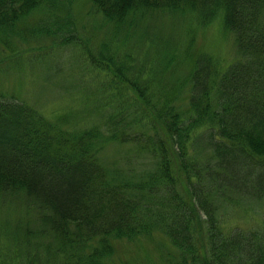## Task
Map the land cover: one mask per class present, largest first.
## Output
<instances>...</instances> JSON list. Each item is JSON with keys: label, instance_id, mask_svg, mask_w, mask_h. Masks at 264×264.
<instances>
[{"label": "trees", "instance_id": "1", "mask_svg": "<svg viewBox=\"0 0 264 264\" xmlns=\"http://www.w3.org/2000/svg\"><path fill=\"white\" fill-rule=\"evenodd\" d=\"M89 2L108 27L94 62L112 73L115 99L87 102L76 114L86 121L75 127L0 91V203L28 214L14 230L0 229L5 248L22 254L19 261L5 254L0 264H111L115 241L154 233L167 241L163 264H264V228L224 234L216 218L220 202L236 196L234 204L264 203V0ZM55 8V0H0V43L37 9L53 13V28L66 33L69 18ZM161 14L202 27L219 19L236 57L222 67L206 53L183 50L175 58L165 49L154 66L129 72L127 55L123 63L111 48L139 21ZM48 24L28 31L57 36ZM184 60L187 76L175 74L166 86L167 70ZM110 143L129 144L149 170L131 176L132 167L106 162ZM199 147L205 161L191 154ZM240 166L246 171L238 176ZM231 180L240 183L227 192L223 183Z\"/></svg>", "mask_w": 264, "mask_h": 264}, {"label": "rangeland", "instance_id": "2", "mask_svg": "<svg viewBox=\"0 0 264 264\" xmlns=\"http://www.w3.org/2000/svg\"><path fill=\"white\" fill-rule=\"evenodd\" d=\"M90 6L89 0H55V14L58 17L67 14L69 18L66 33H59L53 28V13H47L46 9H37L28 19L23 20L17 27L18 33L11 36L8 42L0 43V91L7 97L11 95L34 106L47 119L62 126H82L86 119H78L76 114L87 102L107 105L109 101H114V90L109 86L112 73L109 70L103 71L101 65L94 62L98 43L110 38L108 27L102 24L100 16ZM46 21L52 25L48 24V27L55 30L57 36L28 31L32 25ZM187 21L177 15L149 16L139 21L134 31L122 42L113 41L114 46L118 42V48L111 46L114 51L111 55L113 58L119 57L122 62L124 55H127L126 60L132 66L129 72L150 64L155 53L165 49L170 50L175 58H180L183 50L191 54L206 53L217 59L222 67L234 60L236 56L232 37L223 29L219 19L205 27L194 21L189 25ZM67 40H70L68 44H62ZM167 71L164 84L170 87L173 79L177 78L175 74H179L180 78L187 76L189 64L185 60L177 62ZM128 102H132L131 99ZM107 113H112L109 107ZM128 146L106 145L103 154L105 161H117L118 164H124L125 169L132 167L134 171L131 176L148 171L150 162L139 158L140 162L136 163L138 157ZM191 154L197 161H205L208 157L207 149L201 150V147L197 151L193 149ZM245 171L242 166L236 170L238 176ZM239 183L233 180L223 183L224 189L228 192L227 188L234 189ZM236 197H233L235 202L232 204L220 202V207L216 209L217 224L223 233L264 228V203L250 200L234 204L238 201ZM24 210L9 200L0 203V229L14 230L20 218H27L28 214ZM7 234L11 236L13 231ZM4 239L6 234L2 232L0 257L13 255L19 261L21 252L5 248L2 244ZM114 243L116 250L111 264H163L162 253L168 250L167 241L159 233L148 238L118 240Z\"/></svg>", "mask_w": 264, "mask_h": 264}]
</instances>
